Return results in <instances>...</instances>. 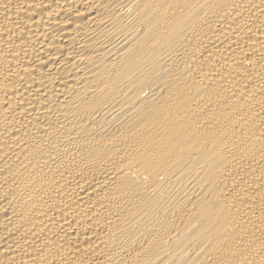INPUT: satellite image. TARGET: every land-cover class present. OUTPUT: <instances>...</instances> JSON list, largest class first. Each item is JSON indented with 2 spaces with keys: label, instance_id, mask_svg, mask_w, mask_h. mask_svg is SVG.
Listing matches in <instances>:
<instances>
[{
  "label": "bare ground",
  "instance_id": "1",
  "mask_svg": "<svg viewBox=\"0 0 264 264\" xmlns=\"http://www.w3.org/2000/svg\"><path fill=\"white\" fill-rule=\"evenodd\" d=\"M0 264H264V0H0Z\"/></svg>",
  "mask_w": 264,
  "mask_h": 264
}]
</instances>
